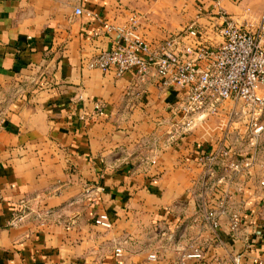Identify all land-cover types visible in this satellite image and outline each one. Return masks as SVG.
I'll list each match as a JSON object with an SVG mask.
<instances>
[{"label": "crops", "instance_id": "obj_1", "mask_svg": "<svg viewBox=\"0 0 264 264\" xmlns=\"http://www.w3.org/2000/svg\"><path fill=\"white\" fill-rule=\"evenodd\" d=\"M152 5L0 0V264L264 259V171L255 148L239 158L238 142L252 137L246 117L230 116L239 104L223 102L218 116L198 114L184 129L178 91L159 89L153 70L139 81L135 70L116 77L85 67L113 47L117 36L108 28L132 14L147 43L166 38L177 23L216 46L221 40L211 27L222 23L219 8L249 29L264 15V0H185L177 12L163 6L166 14ZM222 151L227 157L208 161ZM231 162L241 165L238 172ZM220 201L212 231L204 209L220 213ZM100 214L110 229L94 224ZM193 249L201 260L184 258Z\"/></svg>", "mask_w": 264, "mask_h": 264}, {"label": "built area", "instance_id": "obj_2", "mask_svg": "<svg viewBox=\"0 0 264 264\" xmlns=\"http://www.w3.org/2000/svg\"><path fill=\"white\" fill-rule=\"evenodd\" d=\"M74 14L79 16L81 10L75 9ZM216 16L222 23L214 24L211 29L221 43L214 46L203 41L202 31L193 27L156 43H147L139 33L138 17L131 15L125 25L108 28L117 36L113 47L89 59L85 67L103 73L112 72L116 77L135 70L139 81L153 70L159 89L175 88L178 91V123L184 129L192 126L198 114L215 116L223 102L238 103L239 112L232 111L230 116L236 119L246 117L249 131L252 137H256L262 131L260 121L264 111V15L249 29L239 27L220 8ZM219 155L227 157L225 152H217L208 157V161L216 162ZM243 166L247 167L248 163ZM240 167L236 162L230 163L233 172H238ZM260 186L264 187V180ZM223 204V201L218 203L220 213L212 208L204 209V222L212 231L219 228L218 217L222 214ZM94 224L106 230L112 227L106 214L98 215ZM239 226V218L233 216V234ZM114 253L116 257L121 256L118 248ZM184 258L201 260L203 256L201 251L193 249ZM228 264H242L240 256L233 257ZM253 264H264V259L254 260Z\"/></svg>", "mask_w": 264, "mask_h": 264}, {"label": "rangeland", "instance_id": "obj_3", "mask_svg": "<svg viewBox=\"0 0 264 264\" xmlns=\"http://www.w3.org/2000/svg\"><path fill=\"white\" fill-rule=\"evenodd\" d=\"M152 1H153V5L152 6L154 8H160L159 9V13L160 14H162V13L166 14L168 12V10L163 8V6L172 5V7L175 8V12H177L178 5L181 4L185 0H152ZM137 13L138 12H136V14ZM139 14L140 13H138V15ZM132 15H135V14H132ZM180 28H182V26H178L177 23H176V25L174 27H171V31L169 33L167 32L168 35L166 37H168L169 35H176V34L180 33L181 31H183V30L179 31ZM156 42H158V41H156ZM238 108H239V105H238ZM219 114H220V112L217 115H215V116H218ZM260 122H261V126H262V131L259 134H257L256 137H250V141H248L249 144H250V142L253 139V141H252L253 145L247 146L246 144H248V142L245 143L244 141H239L238 143L241 145V151H242L241 153L244 154L243 156H241L242 158L239 157L240 159H244V158L248 157L250 155V152H251L250 150H252L253 148L256 149V157H257L256 165H257V169H258L259 172H262V171H264L263 170L264 169V111H263V115H262V118H261Z\"/></svg>", "mask_w": 264, "mask_h": 264}]
</instances>
